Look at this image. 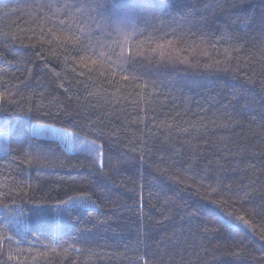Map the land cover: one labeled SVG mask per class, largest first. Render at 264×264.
<instances>
[{"label":"trees","instance_id":"obj_1","mask_svg":"<svg viewBox=\"0 0 264 264\" xmlns=\"http://www.w3.org/2000/svg\"><path fill=\"white\" fill-rule=\"evenodd\" d=\"M40 2L0 0V264H264V0H73L130 17L152 63L124 71L46 43ZM210 193L257 235L210 227Z\"/></svg>","mask_w":264,"mask_h":264},{"label":"snow or ice","instance_id":"obj_2","mask_svg":"<svg viewBox=\"0 0 264 264\" xmlns=\"http://www.w3.org/2000/svg\"><path fill=\"white\" fill-rule=\"evenodd\" d=\"M98 7L91 2L89 4H76L73 0H41L37 6L36 14L40 19V26L43 28L45 22L52 21L56 24V29H48V32L52 35V39L47 40L46 43L57 46H63L65 48L71 46L72 49L86 53V55L80 56V60L77 64H82L87 67L88 62L93 66L103 67L105 64H110L113 67V71L116 67H119L122 71L125 70V65L128 63H138L139 58L148 60L152 63L151 56L145 55L139 48L133 50L131 44L133 38L138 35L134 25L127 23L130 17L117 22L114 26L101 25L95 21V18L91 16V9ZM75 9V12L73 11ZM79 12L80 16L75 13ZM83 17V19L81 18ZM55 18V19H54ZM113 32L115 35H113ZM43 35V33H42ZM13 41L17 39L15 35L11 37ZM142 43V42H138ZM171 41H169V44ZM27 46V45H25ZM164 45H158V48L163 49ZM264 51V49H262ZM156 49L152 50L154 54ZM114 57V58H113ZM163 59V54H161ZM219 63V61H217ZM82 74V73H81ZM103 73H101L102 75ZM124 81L137 80L139 76L133 72L121 77ZM7 81H0V87H4ZM6 91L8 89H5ZM0 99H3V94H0ZM30 111V109H29ZM38 127H43L38 126ZM163 171V170H161ZM212 192L218 193V190L213 188ZM210 201L208 205H203L196 209V211L202 216L207 218L209 226L214 230L226 231L229 233L246 232L251 233L253 236L257 235L253 229L254 213L248 212V218H245L244 214H234L232 212L223 211L221 204L222 200L213 199L211 193L206 197ZM87 200L86 197H78L72 202V206H81L78 201ZM72 201V198H70ZM3 199H0V203H3ZM65 207L63 211L71 214V207H68L69 201L62 202ZM5 203V207H6ZM256 215H264V210L261 213H255ZM208 230L207 228L205 229ZM261 241H264V231L259 234ZM9 243L12 242V237L5 238ZM31 247V246H30ZM45 249L49 248V245H43ZM71 250V245L64 249L65 253ZM51 251L56 253V247H52ZM81 250L76 249L79 253ZM240 253H236L239 255ZM38 256H47L46 252H37ZM89 257L94 253L89 252ZM9 259H13L10 255ZM35 259V257H33ZM143 259V257H140Z\"/></svg>","mask_w":264,"mask_h":264},{"label":"rangeland","instance_id":"obj_3","mask_svg":"<svg viewBox=\"0 0 264 264\" xmlns=\"http://www.w3.org/2000/svg\"><path fill=\"white\" fill-rule=\"evenodd\" d=\"M41 125H37L34 127V131L37 135L41 137H47V138H54L59 141H61L69 151L75 149L77 146V143L75 142L73 136L63 130L56 129L54 127H49V126H43V127H38ZM87 146L91 145L86 143Z\"/></svg>","mask_w":264,"mask_h":264}]
</instances>
